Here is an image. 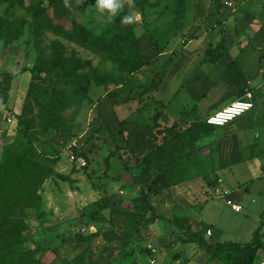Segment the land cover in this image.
<instances>
[{
  "label": "rangeland",
  "instance_id": "rangeland-1",
  "mask_svg": "<svg viewBox=\"0 0 264 264\" xmlns=\"http://www.w3.org/2000/svg\"><path fill=\"white\" fill-rule=\"evenodd\" d=\"M120 2L113 16L95 0H0V162L27 157L23 145L31 144L53 171L36 182L34 205L14 216L17 229L0 234V264H209L213 248L185 241L167 220L148 223L147 204L210 242L249 241L264 215V42L252 45L264 0H185L181 17L177 0ZM38 4L44 11L35 19ZM125 16L133 22L123 24ZM107 28L137 40L138 70L121 73L71 34L104 37ZM228 33L250 77L242 97L254 108L209 126V113L240 97L236 86L220 98L222 66L206 61ZM56 49L66 67L79 61L75 83L62 67L37 79L28 70L49 64ZM256 116L263 119L254 125ZM254 264H264V249Z\"/></svg>",
  "mask_w": 264,
  "mask_h": 264
},
{
  "label": "trees",
  "instance_id": "trees-1",
  "mask_svg": "<svg viewBox=\"0 0 264 264\" xmlns=\"http://www.w3.org/2000/svg\"><path fill=\"white\" fill-rule=\"evenodd\" d=\"M184 1L177 0L176 13L181 17L184 12ZM213 2H218L213 0ZM83 8V5L81 6ZM35 11V19L39 18L44 11V7L39 4L33 8ZM48 26H54L55 29L58 25H54V22L50 21ZM71 28H74L71 26ZM72 37L75 36L79 38L81 43L87 44L92 50L107 55L108 58L112 59L116 64V68L122 73H132L138 70L143 64L139 45L137 40L132 37L131 33L128 31L126 35H121L117 31L111 28H107L104 37L95 36L90 37L88 32L75 33L71 29ZM118 37L120 43L114 44L113 39ZM124 42H123V41ZM207 59L206 61L211 63H217L221 58L225 57L224 44L221 39L219 43L213 47L206 50ZM60 53L56 49L54 57L49 64L40 63V65L34 66L30 69V73L34 78H40L39 72L49 71L51 69H57L59 67L64 68L65 71L62 72L63 75L69 76V82L75 83L76 81L72 79V74L77 68L74 64L72 67H66L63 60L60 61ZM224 72L233 80V82L240 86L238 90V96H245V88L247 87L245 75L239 67L235 60H228ZM6 74V73H5ZM9 76L8 74H6ZM101 80V79H99ZM152 86L157 85V83L152 82ZM78 87L84 94H86L87 88L78 84ZM9 85L4 82L3 94L4 99L8 97ZM18 121L23 125V132L27 140L31 141V135L28 129V122L20 119ZM206 124V123H205ZM208 125V124H206ZM210 126V125H209ZM26 148L27 157L20 158L18 160L11 161V155L6 156L3 161L0 162V234H8L12 232L13 229H17V223L15 222L14 216H21L23 214L24 207L33 206L36 199V182H40L42 177L46 172L53 173L52 169L46 167L42 162L38 160V157L31 144L23 145ZM63 177L62 175H58ZM17 197V193H19ZM147 208L151 210L150 217L147 218L148 223L155 222L156 220H167L169 223L173 224L179 230L185 234V241L194 242L201 247H211L214 250L210 254L211 259H218L221 264H254V258L259 249H264V241L262 239V234L264 230V215H260V219L256 228L252 233V237L246 242L237 241H215L210 242L208 239L199 231H191L187 225H185L182 217H175L172 219H165L162 214L155 213L152 206L147 204ZM5 230V232H4ZM3 231V233H1ZM9 233V234H10ZM1 253V252H0ZM8 257H10L9 254ZM2 257H6L3 255Z\"/></svg>",
  "mask_w": 264,
  "mask_h": 264
},
{
  "label": "crops",
  "instance_id": "crops-1",
  "mask_svg": "<svg viewBox=\"0 0 264 264\" xmlns=\"http://www.w3.org/2000/svg\"><path fill=\"white\" fill-rule=\"evenodd\" d=\"M218 2H213V0H209V3L207 4V6L208 7H211L210 6V3L213 5L214 3H220V2H224L225 0H217ZM202 6V5H201ZM199 7V10H201V12H204V11H206L207 10V6H203V7ZM199 10H197V11H199ZM196 11V12H197ZM216 14H217V12L216 13H214L212 16H209V18H207L206 20H207V25H209V24H211L213 21H212V18H214L215 19V16H216ZM205 26V25H204ZM211 26V25H210ZM209 26V27H210ZM215 27H217L216 26V24L214 25V28L212 27V31H214L215 32V30H217V29H215ZM211 29V28H210ZM258 32L256 33V35H255V37L252 39V45L253 46H258V45H260L261 43H263L264 42V27H261L260 29H258L257 30ZM224 38V37H223ZM234 36L233 35H231V34H227L226 35V38H225V41L223 42V44L225 43L226 44V49L229 51V58L226 60L225 59V57H226V55H225V57H223V58H221L217 63H220V65L222 66L221 67V71H219L218 72V77H217V80L216 81H214V82H216L217 83V85H219V87L220 88H224L225 90L224 91H226L225 93H224V95H221V97L220 98H222V97H224L225 95H228V94H230V93H232L233 91L232 90H235L236 89V86H238V85H236L234 82H233V80L224 72V68L226 67V64H227V62H228V60H235L237 63H238V65H239V67L241 68V70H242V72L244 73V75H245V79L247 78V80H246V82L250 79V77H249V73H248V71H247V67H246V64H245V62H244V59H243V57H238V54L235 52H232L231 51V48H232V45H233V42H234ZM216 46V45H215ZM215 46H213V47H215ZM213 47H211V48H213ZM241 47H243V45H241ZM226 49L224 50V52H225V54H226ZM230 49V50H229ZM232 52V53H231ZM213 64V63H212ZM214 64H216V63H214ZM223 73H224V75H223ZM219 78L221 79H223V81H224V85H220V84H218V80H219ZM263 80V79H262ZM263 82H264V80L261 82V85L263 86ZM215 83H212L211 84V87H214V86H216V85H214ZM263 90H264V88H263ZM232 101V100H231ZM228 104V103H227ZM225 106V105H224ZM209 114H211V113H209ZM208 114V115H209ZM207 115V116H208ZM261 119H259V118H257V116H256V120L255 121H253L254 122V125L255 124H259V122L260 121H262V117H260ZM248 128V127H247ZM234 129V128H233ZM242 129H245V128H242ZM235 130V129H234ZM233 132V131H232ZM235 132H237L236 130H235ZM206 234V233H205ZM210 234H211V231H210ZM207 235V234H206ZM212 242V241H211ZM209 258H210V256H208ZM211 259V258H210ZM216 260H218V259H216ZM215 259H212V260H208V262L207 263H209V264H221V262L219 261H216Z\"/></svg>",
  "mask_w": 264,
  "mask_h": 264
},
{
  "label": "built area",
  "instance_id": "built-area-1",
  "mask_svg": "<svg viewBox=\"0 0 264 264\" xmlns=\"http://www.w3.org/2000/svg\"><path fill=\"white\" fill-rule=\"evenodd\" d=\"M264 88V82H263ZM254 108V102L248 96L247 98L237 97L230 101L225 106L209 114L205 118V123L210 126H223L230 121L234 120L236 117L240 116L243 113H246ZM6 123L11 122V118L7 117L5 119ZM234 210H240L239 205H234ZM206 234L210 235V230H206Z\"/></svg>",
  "mask_w": 264,
  "mask_h": 264
},
{
  "label": "clouds",
  "instance_id": "clouds-1",
  "mask_svg": "<svg viewBox=\"0 0 264 264\" xmlns=\"http://www.w3.org/2000/svg\"><path fill=\"white\" fill-rule=\"evenodd\" d=\"M94 7L97 8L98 11L103 12L104 10H108V12L115 16L118 11L121 9L122 4L120 0H95ZM132 16H125L122 18L123 24H130L133 22Z\"/></svg>",
  "mask_w": 264,
  "mask_h": 264
}]
</instances>
